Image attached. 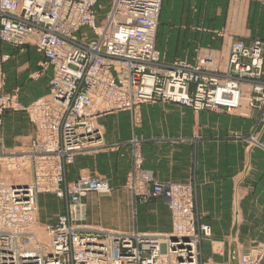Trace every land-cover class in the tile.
Returning <instances> with one entry per match:
<instances>
[{
  "label": "built area",
  "instance_id": "built-area-1",
  "mask_svg": "<svg viewBox=\"0 0 264 264\" xmlns=\"http://www.w3.org/2000/svg\"><path fill=\"white\" fill-rule=\"evenodd\" d=\"M162 2L113 0L97 24L101 0H0V42L15 47L33 44L42 59L30 76L52 69L48 93L27 106L20 104L18 88L0 94V125L5 110H22L36 130L27 149L0 153V264H200L199 246L211 230L197 222L194 186L156 181L142 166L137 138L130 141L132 160L125 187L143 202L158 196L166 199L172 225L168 233L85 226L82 197L107 193L109 185L84 174L65 181V168L77 154L100 147L101 113L129 110L138 121L140 104L157 101L194 111L234 112L242 84L252 88L251 105L264 103L260 41L233 42L223 74L212 73L206 57L168 63L155 45ZM82 26L90 28L91 38L77 36ZM7 59L1 55L0 65ZM26 168L31 172L28 183L1 176ZM41 193L66 199L65 212L45 227L49 236L45 245L33 242ZM263 257L264 248L238 262L260 264Z\"/></svg>",
  "mask_w": 264,
  "mask_h": 264
},
{
  "label": "crops",
  "instance_id": "crops-1",
  "mask_svg": "<svg viewBox=\"0 0 264 264\" xmlns=\"http://www.w3.org/2000/svg\"><path fill=\"white\" fill-rule=\"evenodd\" d=\"M168 6L172 15L167 19L163 9ZM160 20L170 22L165 32H190L203 24L207 32L222 34V50L227 51L234 38L248 42L261 32L264 39V0H163ZM155 45L168 63L192 57L197 48L196 44L191 48L163 46L158 36ZM220 47L210 44L213 50ZM1 55L8 59L0 65V94L18 88V100L27 106L48 93L51 68L30 76L42 59L33 44L15 47L0 42ZM138 113L137 123L129 110L99 114L100 147L77 154L65 168L67 182L84 174L109 185L107 193L89 192L82 197L84 222L124 232L170 231V210L163 196L143 202L125 187L131 166L130 141L135 137L140 141L142 166L156 181L194 186L197 222L211 230L209 238L201 240L202 264H225L223 256L229 258L233 241L264 242V107L251 108L247 100L241 102L238 113L230 114L222 108L195 112L177 103L144 102ZM252 131L256 138L248 140ZM35 137L34 124L25 111L3 112L0 153L1 146L6 152L25 150ZM50 194H39L37 204L46 202L51 208L55 198ZM61 200L64 213L66 200ZM50 218L55 219L56 213Z\"/></svg>",
  "mask_w": 264,
  "mask_h": 264
},
{
  "label": "rangeland",
  "instance_id": "rangeland-1",
  "mask_svg": "<svg viewBox=\"0 0 264 264\" xmlns=\"http://www.w3.org/2000/svg\"><path fill=\"white\" fill-rule=\"evenodd\" d=\"M112 1L113 0H101V4H102L103 8L99 9V11H98L99 16L96 20L97 24H99L101 21L104 20L105 14L107 13V11H109ZM163 11L168 16L167 19L169 18V16L172 15L171 8L169 6L166 9H163ZM168 24H170V22H167V24H163V23H161V20L158 24V27L156 30V38L158 36L160 43L163 46L166 45V46L173 48V49L176 47H179V46L185 47V48H191L193 45L196 44L197 48L193 52L192 57H189V58L184 57L183 59H180V60H187L188 62L193 63L194 60L196 61V60H199L200 58H205V57L209 58V59H206V60H208L207 65L211 64L208 67L215 70V71L212 70V73L223 74V72L226 71L227 60H228L227 58H228L229 48H230L231 44L233 42L242 41L241 39H236V38L232 39L231 42L229 43L228 50L223 51L222 50V42H223L224 37L222 36V34L219 32H207L205 30V27L203 26V24H199L198 25L199 28H197V30L190 31V32H165L164 30L167 29ZM255 35L256 36L251 38V40H249L248 42L244 41V43L246 42V44H251L254 41L258 40L263 45V53H264V39L260 36L261 32L255 33ZM77 36L78 37L87 36V37L91 38L93 36V34H92V31L90 30L89 27L82 26L77 31ZM212 43H214V44L219 43V45H221L219 50L211 49L210 44H212ZM210 58H212V60H214V61H212ZM165 61L169 62L168 60H165ZM263 73H264V70H263ZM216 77L221 78L222 76H216ZM260 80L264 81V74L260 77ZM240 89H242V93H243V97H244L241 99L242 103H245L247 100L249 101V98L250 97L252 98V96L254 95L252 88H251V90H249L250 86L247 84L240 85ZM244 89H246V93H244ZM157 102H162V101H157ZM183 106H185V105H183ZM188 107H190V106H188ZM250 107L256 108V109H262L264 107V103L260 104V103H256L254 101L252 103V105L250 104ZM222 109H224L227 113H230V114H235V113H238V111H240V108L234 112H229L226 108H222ZM192 110H193V108H192ZM209 110H215V109H209ZM195 112H197V111H195ZM138 121H135L133 118V122L137 123ZM99 129L101 130L100 127H99ZM101 132H102V130H101ZM256 134H257L256 132L252 131L250 134L247 135V139L248 140H255ZM6 151L7 150H5V148L3 146H1V152H6ZM140 152H141V150H140ZM131 160H132V157H131ZM142 165H143V163H142ZM1 176L2 177L4 176L5 178H7L8 180H10L12 182L14 181V182L28 183L31 180V172H30L29 168L23 169L20 172L14 171V170L13 171H4ZM41 194L48 195V193H41ZM50 195L55 198L54 199V201H55L54 205L52 207L50 206L51 208H48L49 206L46 205V202L45 203L42 202V204L39 202L37 204L38 212H39V219H37L38 223L35 226H33V233H34L33 242H39V243H42V245L47 244L49 241V236L46 232L45 227L48 224L54 223L57 220V218L61 214H63V204H62L61 199L66 200L65 198L57 197L55 194H50ZM134 197H136V196H134ZM193 201H194V192H193ZM41 205H45L44 208ZM84 207H85V204H84ZM55 213H56V218L53 220H50L51 219L50 217ZM85 217H86V210H85ZM170 218H171V215H170ZM83 224L89 228H97V229L102 228V227H99L96 225L89 224L87 222L86 223L83 222ZM171 228H172V225H171ZM171 228H170V230H171ZM114 230H116V229H114ZM141 233H143V232H141ZM165 233H168V232H165V231L164 232H155V233H151V234H165ZM144 234H148V233H144ZM203 238H209V236L203 237ZM243 243L244 242L233 241V247L231 248L229 258L227 259L226 256L225 257L223 256V258H224L223 262L225 264H230V263L231 264H239L238 259H240L243 255H246L247 253L257 254L261 251V249L264 248V242H254L251 244H249V243L243 244ZM237 245H238V247H237ZM241 245H244V246H241ZM216 248H217V245H216L215 249ZM212 256H213V253H212ZM213 259H215V256H213ZM263 261H264V257L260 261V264H262ZM200 264H202L201 263V250H200Z\"/></svg>",
  "mask_w": 264,
  "mask_h": 264
},
{
  "label": "bare ground",
  "instance_id": "bare-ground-1",
  "mask_svg": "<svg viewBox=\"0 0 264 264\" xmlns=\"http://www.w3.org/2000/svg\"><path fill=\"white\" fill-rule=\"evenodd\" d=\"M214 61V60H213ZM243 98V93H242V89H240V92H238V99L236 100V101H233L234 103L236 102V104L238 105V103H239V105H238V109L240 108V106H241V99ZM233 99H234V97H233ZM249 104H250V102H251V98H249ZM235 111H236V109H235Z\"/></svg>",
  "mask_w": 264,
  "mask_h": 264
}]
</instances>
